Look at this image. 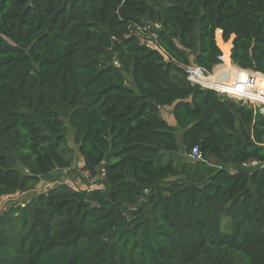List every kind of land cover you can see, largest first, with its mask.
<instances>
[{
	"label": "trees",
	"instance_id": "obj_1",
	"mask_svg": "<svg viewBox=\"0 0 264 264\" xmlns=\"http://www.w3.org/2000/svg\"><path fill=\"white\" fill-rule=\"evenodd\" d=\"M216 31L212 77L263 91L264 0H0V198L76 181L66 125L105 174L0 214V264H264V166L242 167L264 164V116L184 73L220 64Z\"/></svg>",
	"mask_w": 264,
	"mask_h": 264
},
{
	"label": "built area",
	"instance_id": "obj_2",
	"mask_svg": "<svg viewBox=\"0 0 264 264\" xmlns=\"http://www.w3.org/2000/svg\"><path fill=\"white\" fill-rule=\"evenodd\" d=\"M131 32L134 33L137 37L145 42L147 36V29L140 27H131ZM220 64L216 66V68L223 66L221 63L223 61V55L219 58ZM231 65V63L229 64ZM233 67V65H231ZM236 67V66H235ZM234 68V67H233ZM237 68V67H236ZM239 69V68H238ZM241 70V69H239ZM244 71V70H241ZM247 72V71H244ZM251 72V71H250ZM184 73L186 76L187 82L192 86H197L204 90H210L215 93L225 95L226 97L241 102L244 105L250 107L253 112H258L259 114L264 116V90H260L258 88L247 85L239 77H226L222 81L220 78L223 76L225 71H218L217 75L221 81H216L215 79L210 80V77L213 76V72H207L204 68L200 66H196L194 64H190L184 67ZM229 75V74H228ZM187 158L191 161H196L201 159V153L198 146H194L190 149L187 154ZM264 164L251 162L249 164H243L242 167L251 171L258 167H263ZM83 178H85L86 188L93 189L96 188L98 183L104 180L105 174L104 170L100 169L95 176H91L88 172H82ZM74 190V186L72 187Z\"/></svg>",
	"mask_w": 264,
	"mask_h": 264
},
{
	"label": "rangeland",
	"instance_id": "obj_3",
	"mask_svg": "<svg viewBox=\"0 0 264 264\" xmlns=\"http://www.w3.org/2000/svg\"><path fill=\"white\" fill-rule=\"evenodd\" d=\"M145 24H147L152 30L154 28L159 29L158 25L152 26L146 22H145ZM231 39L232 38H230V40H229L230 44H231ZM215 43L223 55L221 46L226 42H224L222 40L220 31L215 32ZM190 59H192V58L190 57ZM221 64L223 65L224 61H222ZM229 64H230V60H229ZM113 66L119 67V65L116 62L113 63ZM228 74H229L228 72H225L223 74V76L221 77V79L223 81H225L224 78H226V76H228ZM122 76H123L124 85L126 87L133 88L132 80H131L129 71H127V70L122 71ZM243 82L248 85L249 81L243 80ZM159 115L168 124L171 122L170 119H172V115L170 114L171 118H168L169 117L168 116L169 115L168 108H162L159 111ZM172 123H173V125H175L174 121ZM176 131H177L176 136L179 139L180 132H179V130H176ZM66 138H67V149H68L67 155L69 156V158L71 160V168L74 169L77 173H79L78 177L76 179V181H78L79 183L75 185V188L83 189L86 187V185H85L86 180H85V178H83L84 174H82V171H81L82 158L78 152L77 146L73 143L72 135H71V132H70L69 128L67 127V125H66ZM13 163H14L13 164L14 167H16L20 172H24L23 168L21 167V165L19 164V162L17 160L14 159ZM208 163L209 164H215L216 161H215V159L210 158ZM232 171H234V170H232ZM53 173H56L55 175L52 174V177L55 178L53 181L51 179H46V178L42 179L39 182L38 186H36L35 189L30 191V192H27V193H19L18 192V193L11 195V196L0 198V214L8 212L10 210H13L17 206L24 207L27 203L32 201L37 195L45 194L50 188H52V186L53 187L57 186L58 183H60V182L66 184V181L69 180L68 176L66 175V171L55 170V171H53ZM70 182L72 183V181H70ZM71 183H69V186L73 187L74 185H72Z\"/></svg>",
	"mask_w": 264,
	"mask_h": 264
},
{
	"label": "crops",
	"instance_id": "obj_4",
	"mask_svg": "<svg viewBox=\"0 0 264 264\" xmlns=\"http://www.w3.org/2000/svg\"><path fill=\"white\" fill-rule=\"evenodd\" d=\"M230 49H231V44H230L229 51H228V59H229ZM230 63H231V62H230ZM233 67L236 68L234 65H233ZM215 69H216V67H214V68L212 69V72H213ZM247 72H250V71H247ZM229 76H230V75H228V76H226V77H229ZM224 79H225V78H224ZM162 108H168V111H169V115H168L169 117H168V118H171V117H170V114H171V108H170V107H160V108H159V111H160ZM170 120H171V122L169 123V125L175 127V125H173V123H172V122L174 121L173 118L170 119ZM179 131H180V130H179ZM180 133H181V131H180ZM52 174H53V173H52ZM52 178H54V177H52ZM69 183H71V182H68V181L66 182L67 185H69ZM78 183H79L78 181H73L71 184L74 185V187H75V185L78 184Z\"/></svg>",
	"mask_w": 264,
	"mask_h": 264
},
{
	"label": "water",
	"instance_id": "obj_5",
	"mask_svg": "<svg viewBox=\"0 0 264 264\" xmlns=\"http://www.w3.org/2000/svg\"><path fill=\"white\" fill-rule=\"evenodd\" d=\"M252 73L258 74V73H256V72H252ZM247 135H248V136L250 135L249 131H247Z\"/></svg>",
	"mask_w": 264,
	"mask_h": 264
},
{
	"label": "bare ground",
	"instance_id": "obj_6",
	"mask_svg": "<svg viewBox=\"0 0 264 264\" xmlns=\"http://www.w3.org/2000/svg\"><path fill=\"white\" fill-rule=\"evenodd\" d=\"M212 79H214L213 77H210V80L209 81H211ZM216 80V79H215ZM216 81H220V80H216Z\"/></svg>",
	"mask_w": 264,
	"mask_h": 264
}]
</instances>
